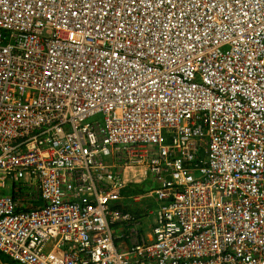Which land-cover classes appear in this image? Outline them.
<instances>
[{"label": "built area", "instance_id": "2783aa9c", "mask_svg": "<svg viewBox=\"0 0 264 264\" xmlns=\"http://www.w3.org/2000/svg\"><path fill=\"white\" fill-rule=\"evenodd\" d=\"M0 255L264 264V0H0Z\"/></svg>", "mask_w": 264, "mask_h": 264}, {"label": "rangeland", "instance_id": "374dc122", "mask_svg": "<svg viewBox=\"0 0 264 264\" xmlns=\"http://www.w3.org/2000/svg\"><path fill=\"white\" fill-rule=\"evenodd\" d=\"M126 175H128V177L130 178V179H133V180H136V179H138L139 178V176H140V170L139 169H135V170H128L127 172L125 171L124 172V179H125V176ZM145 202H140L139 204H137L136 205V207L138 208V207H143V204H144ZM155 204H156V202H153V203H150V208L152 207H154L155 206ZM154 215H152V216H149V219H148V221L146 222V224H145V228L146 229H148L149 227H150V225L153 223V220H154ZM0 264H4V262H1L0 261Z\"/></svg>", "mask_w": 264, "mask_h": 264}, {"label": "trees", "instance_id": "16d2710c", "mask_svg": "<svg viewBox=\"0 0 264 264\" xmlns=\"http://www.w3.org/2000/svg\"><path fill=\"white\" fill-rule=\"evenodd\" d=\"M0 261L4 262V263H8L7 262L8 260H6V258L4 256H2V255H0ZM9 264H11V263H9Z\"/></svg>", "mask_w": 264, "mask_h": 264}, {"label": "crops", "instance_id": "0c3cea01", "mask_svg": "<svg viewBox=\"0 0 264 264\" xmlns=\"http://www.w3.org/2000/svg\"><path fill=\"white\" fill-rule=\"evenodd\" d=\"M137 210V209H136ZM141 211V210H140Z\"/></svg>", "mask_w": 264, "mask_h": 264}]
</instances>
